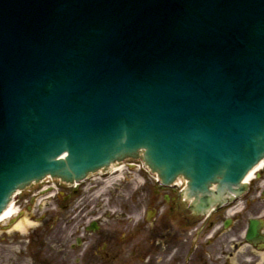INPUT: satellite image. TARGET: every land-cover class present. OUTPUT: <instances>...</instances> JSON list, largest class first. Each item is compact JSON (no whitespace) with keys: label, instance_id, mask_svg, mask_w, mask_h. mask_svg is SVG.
I'll use <instances>...</instances> for the list:
<instances>
[{"label":"water","instance_id":"1","mask_svg":"<svg viewBox=\"0 0 264 264\" xmlns=\"http://www.w3.org/2000/svg\"><path fill=\"white\" fill-rule=\"evenodd\" d=\"M142 148L202 207L241 191L264 158V0H0V212Z\"/></svg>","mask_w":264,"mask_h":264},{"label":"flooded vegetation","instance_id":"2","mask_svg":"<svg viewBox=\"0 0 264 264\" xmlns=\"http://www.w3.org/2000/svg\"><path fill=\"white\" fill-rule=\"evenodd\" d=\"M99 179L54 193L49 212L34 188L16 196L32 224L1 228L0 264H264V164L241 196L205 213L147 172L108 189Z\"/></svg>","mask_w":264,"mask_h":264},{"label":"bare ground","instance_id":"3","mask_svg":"<svg viewBox=\"0 0 264 264\" xmlns=\"http://www.w3.org/2000/svg\"><path fill=\"white\" fill-rule=\"evenodd\" d=\"M116 166H117L116 163H114L111 169L115 168ZM250 175H251V173L249 174V176ZM10 213H11V209L9 208V210H7L6 213L3 214V216H0V223L6 221V219L10 215ZM26 225H27L26 222L22 221L20 224V228L24 229V227H26Z\"/></svg>","mask_w":264,"mask_h":264},{"label":"rangeland","instance_id":"4","mask_svg":"<svg viewBox=\"0 0 264 264\" xmlns=\"http://www.w3.org/2000/svg\"><path fill=\"white\" fill-rule=\"evenodd\" d=\"M36 202H38V201L36 200ZM40 204H41L42 206L47 205L48 208H49V206H51V202H47L46 200H45V201L41 200V201H40Z\"/></svg>","mask_w":264,"mask_h":264}]
</instances>
